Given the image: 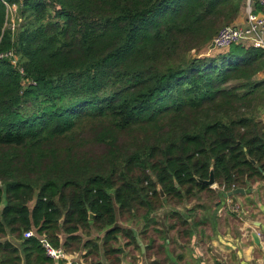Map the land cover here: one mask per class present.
Wrapping results in <instances>:
<instances>
[{"label": "trees", "instance_id": "trees-1", "mask_svg": "<svg viewBox=\"0 0 264 264\" xmlns=\"http://www.w3.org/2000/svg\"><path fill=\"white\" fill-rule=\"evenodd\" d=\"M242 8L0 0V54H13L0 57V264H53L29 230L64 252L81 243L89 264H103L100 249L120 264L118 239L137 242L117 212L147 222L167 200L211 192V170L224 192L264 178V49L190 54ZM91 229L102 238L80 242Z\"/></svg>", "mask_w": 264, "mask_h": 264}, {"label": "crops", "instance_id": "crops-1", "mask_svg": "<svg viewBox=\"0 0 264 264\" xmlns=\"http://www.w3.org/2000/svg\"><path fill=\"white\" fill-rule=\"evenodd\" d=\"M254 11L263 12L256 4ZM232 24H246L243 8ZM256 78H264V69ZM210 188L211 192L202 191L171 205L170 216L165 218L162 212L157 228L144 227L143 219L142 226H127L137 247L118 245L120 264H264V178L249 183L244 193L230 196L217 183ZM7 236L19 246V241ZM84 252H65L62 258L53 259V264H89ZM101 256L103 264H110L103 250Z\"/></svg>", "mask_w": 264, "mask_h": 264}, {"label": "built area", "instance_id": "built-area-1", "mask_svg": "<svg viewBox=\"0 0 264 264\" xmlns=\"http://www.w3.org/2000/svg\"><path fill=\"white\" fill-rule=\"evenodd\" d=\"M243 10L246 14V24L240 25H224L219 28L217 33L213 36L212 41L214 43L215 49L225 50L231 45L244 43L250 44L254 47H260L264 49V0H242ZM259 5L263 10L261 14L255 13L254 6ZM16 7L12 5L9 7ZM12 52H6L0 54V57H11ZM14 64L15 59H11ZM25 237L37 236L43 245L46 254L52 259H60L64 256V251L62 248H56L51 245V243L44 237L38 236L34 230H29L24 233Z\"/></svg>", "mask_w": 264, "mask_h": 264}, {"label": "rangeland", "instance_id": "rangeland-1", "mask_svg": "<svg viewBox=\"0 0 264 264\" xmlns=\"http://www.w3.org/2000/svg\"><path fill=\"white\" fill-rule=\"evenodd\" d=\"M15 9H16V7H12L11 9H9V11H10V20H14L15 19ZM210 43L202 46L199 50H197V49L191 50L190 51L191 56L192 55L193 56H197V55L198 56L214 55V54H216L218 52H222V50H217V49L210 50L209 49ZM82 126L88 127V123H83ZM85 129H87V128H85ZM86 135H88V133H86V131L85 132L78 131V132H76V134H74L73 137H75L76 140H80L82 136H86ZM84 150L86 152H90V153L97 154V153H100L101 152V146L94 145L93 147H91L89 149H85L84 148ZM200 193H197V194L199 195ZM197 194L194 195V196H192V197L198 196ZM187 200H189V199H187ZM31 204L32 203L30 202L29 205L31 206ZM177 204L178 203H176V202H171V200L165 201V203H163V205L158 210H156L154 212V213H156V215L154 213H152L153 214L151 216L152 218H150L147 222L144 221V225L143 226L146 227V228L147 227L157 228L159 226V224L161 225L160 220L162 219V217H161L163 215L162 212L166 213L165 218H166L167 215L170 216L171 205H177ZM0 208H1V206H0ZM127 219H128L127 218V215H121V214H119L117 212V224L118 225H120V226H122L124 228H127V226H129V227H139V226H142L140 224L141 219L139 217L133 218L132 220H127ZM78 234L80 235V238L82 240L80 242H83L85 239H88V238H97V237L100 240L102 238V236H103V231L102 232H97L96 230L91 229L89 235L88 234H85V233H82L81 231H79ZM62 236L64 237V235H62ZM7 238H8V236L5 237V239H7ZM2 239H4V238H2ZM10 239L13 240L14 237L10 236ZM14 241H16V240L14 239ZM125 242H126L125 238L120 237L118 239V242L115 243V246H118L120 244H124ZM99 243H100V241H99ZM79 246H80V249H78V252L80 253V250L82 249L81 243H80ZM101 250L102 249H100V252H99L98 255H93V257L95 259H101L102 258V256H101ZM83 256H84V254H83Z\"/></svg>", "mask_w": 264, "mask_h": 264}, {"label": "water", "instance_id": "water-1", "mask_svg": "<svg viewBox=\"0 0 264 264\" xmlns=\"http://www.w3.org/2000/svg\"><path fill=\"white\" fill-rule=\"evenodd\" d=\"M209 49L210 50L215 49V46H214L213 42L210 43ZM202 182L207 184V185H209V186L214 185L215 180H214V177H213V171L212 170L210 171L209 178L206 179V180H203ZM159 190H160L161 196L163 197L164 196L163 192L161 191V189H159ZM238 193H244V189L243 188H235V189H232L231 191L227 192L226 195L230 196V195H235V194H238ZM90 217H92V214H90Z\"/></svg>", "mask_w": 264, "mask_h": 264}]
</instances>
